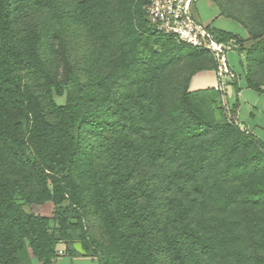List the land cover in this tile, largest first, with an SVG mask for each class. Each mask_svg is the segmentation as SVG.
Here are the masks:
<instances>
[{"label": "trees", "instance_id": "16d2710c", "mask_svg": "<svg viewBox=\"0 0 264 264\" xmlns=\"http://www.w3.org/2000/svg\"><path fill=\"white\" fill-rule=\"evenodd\" d=\"M147 1L0 0V264H53L60 243L99 264H264V142L223 91L189 90L217 64ZM212 1L252 44L206 31L259 90L264 0ZM45 202L51 218L24 209Z\"/></svg>", "mask_w": 264, "mask_h": 264}, {"label": "crops", "instance_id": "0c3cea01", "mask_svg": "<svg viewBox=\"0 0 264 264\" xmlns=\"http://www.w3.org/2000/svg\"><path fill=\"white\" fill-rule=\"evenodd\" d=\"M224 17L219 13L208 18L203 26L213 27L215 29L231 32L242 40L247 39L248 34L245 29L240 32H233L224 28L213 26L215 20ZM226 18V17H225ZM193 19V17H192ZM194 20V19H193ZM195 21V20H194ZM196 22V21H195ZM227 43L228 50L225 53L226 72L219 78L214 70H200L196 72L189 83V90H199L205 88L219 87L225 94V101L229 107L235 110L233 119L241 129H245L256 138L264 142V87L259 90L248 87L244 80L243 54L239 53L236 46ZM245 45V42L243 43ZM237 86V90H236ZM63 244L58 245V251H62ZM73 248L81 252L80 249L73 244ZM82 253V252H81ZM26 264H41L35 259H31ZM53 264H99L96 258L79 254L70 255L66 251L58 252L53 260Z\"/></svg>", "mask_w": 264, "mask_h": 264}, {"label": "built area", "instance_id": "2783aa9c", "mask_svg": "<svg viewBox=\"0 0 264 264\" xmlns=\"http://www.w3.org/2000/svg\"><path fill=\"white\" fill-rule=\"evenodd\" d=\"M191 0H148L144 6L147 19L157 31L170 36L178 43L209 52L216 64V75L221 78L226 71L225 53L228 45L217 42L190 17ZM216 90L222 91L216 87ZM62 253L61 250L58 251Z\"/></svg>", "mask_w": 264, "mask_h": 264}, {"label": "rangeland", "instance_id": "374dc122", "mask_svg": "<svg viewBox=\"0 0 264 264\" xmlns=\"http://www.w3.org/2000/svg\"><path fill=\"white\" fill-rule=\"evenodd\" d=\"M216 13H217V6L215 5V3L212 0H191L190 17L191 18L193 17V19L196 22L203 24L208 18H211ZM213 26L218 27V28H224L226 30H230L233 32H240V31H242V29H244L236 21L229 19V18H225V17H219L217 20L214 21ZM244 42H245V45H243V46L245 48L249 47L252 44V40L248 39V38L243 40V43ZM230 45L237 46V43L232 41ZM242 54H243V57H245V54L244 53H242ZM243 60H244V58H243ZM58 100L61 101V99H58ZM222 100L224 102V98H222ZM236 125H237V123H236ZM24 209L28 212L35 214V215H40V216H45V217L51 218L53 215L54 205L52 202H45L42 204L26 205V206H24ZM61 244H63L62 251H64L65 250V244L64 243H61ZM74 244H76V246L80 249L79 243L75 242Z\"/></svg>", "mask_w": 264, "mask_h": 264}]
</instances>
